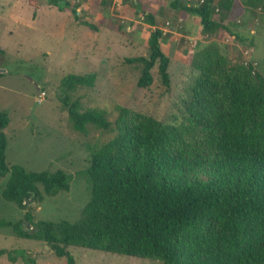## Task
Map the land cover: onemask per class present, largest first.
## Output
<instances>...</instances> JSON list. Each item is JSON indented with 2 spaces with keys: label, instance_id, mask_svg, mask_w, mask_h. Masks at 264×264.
<instances>
[{
  "label": "trees",
  "instance_id": "obj_1",
  "mask_svg": "<svg viewBox=\"0 0 264 264\" xmlns=\"http://www.w3.org/2000/svg\"><path fill=\"white\" fill-rule=\"evenodd\" d=\"M232 2L173 0L171 5L197 16L203 30L213 32L222 27L213 17L215 10H228ZM244 2L251 7L264 4ZM48 3L72 8L76 15L68 0ZM146 19L153 22V15L148 13ZM162 34L159 27L150 32L148 56L127 58L141 64L138 87L152 84L156 63L161 81L169 85L170 58L162 48ZM192 64L198 74L186 111L190 122L203 130L206 154L184 147V127L126 108L110 120L105 112L82 110L79 98L60 96L77 131L92 124L111 134L92 151L82 171L90 196L73 222L34 220L29 200L41 202L43 195L67 191L71 175L63 169L8 166L4 129L9 116L0 111V177L9 174L1 195L25 210L17 221L0 218V228L44 241L56 256L66 258V264H75L68 246L156 258L162 264H264V77L251 63L230 64L215 51ZM95 79V73L69 75L63 84L93 86ZM198 171L207 177L201 178ZM3 254L12 262L20 257L35 264L24 249L2 248Z\"/></svg>",
  "mask_w": 264,
  "mask_h": 264
},
{
  "label": "rangeland",
  "instance_id": "obj_2",
  "mask_svg": "<svg viewBox=\"0 0 264 264\" xmlns=\"http://www.w3.org/2000/svg\"><path fill=\"white\" fill-rule=\"evenodd\" d=\"M36 1L42 7L33 26L27 21L0 24V46L4 48L0 53V111L9 116L4 129L5 162L28 171L63 169L71 179L67 191L43 195L41 202L29 200L34 220L73 222L80 217L90 196L82 171L89 165L92 151L111 137L92 124L84 132L77 131L60 96L71 101L79 98L82 110L105 112L110 120L120 108H126L184 127V147L206 154L203 130L190 122L185 104L198 74L194 59L215 51L230 64L251 63L264 77V4L251 7L245 0H234L228 10H215L213 17L222 27L205 32L196 16L174 9L170 0L162 2L154 21L162 28L161 45L170 58L169 85L161 81L156 63L151 69L152 84L138 87L141 64L127 58L149 54L147 39L154 27L146 26L147 9H140L133 0H68L70 7H76L75 15L72 8ZM21 5L25 14L21 17L28 19L35 6L16 0V15ZM82 21L95 25L97 31ZM89 73L96 75L93 86L68 88L63 84L69 75ZM41 90L46 96L39 102ZM197 175L207 177L205 171ZM8 177H0V218L17 221L25 210L1 195ZM2 248L24 249L35 264H66V258L56 256L44 241L17 237L9 228H0ZM68 250L75 264H162L156 258L79 246H68ZM0 264L27 263L20 257L9 261L3 254Z\"/></svg>",
  "mask_w": 264,
  "mask_h": 264
},
{
  "label": "crops",
  "instance_id": "obj_3",
  "mask_svg": "<svg viewBox=\"0 0 264 264\" xmlns=\"http://www.w3.org/2000/svg\"><path fill=\"white\" fill-rule=\"evenodd\" d=\"M166 1L167 0H164V1H162V0H133V2L136 3V6H138L140 9H147L146 15L148 13H151L153 15V19H152L153 22L148 20L146 26L147 27L151 26V27H154V28L158 27V26H156V23L154 21V16H156L157 12L159 13L160 9L162 8L161 7L162 6L161 3L162 2H166ZM181 1L189 3L188 0H181ZM15 2H16V0H0V19L4 18L3 20L0 21V24L2 23L4 25H6V24H11L12 22H15V21L16 22H21V21L26 22L27 21L29 24H31V22H34L36 20V18L39 16V11H41V7H42V6L40 7L39 3L36 2V5H33L30 2V0H27L28 4L30 6H33V7L35 6V9H34L33 12L31 11L32 15H31V13L29 11V14H28L29 18L26 19L25 17H21L22 16L21 13H23V16L25 15L23 10H22L23 9V5L19 6L20 14L17 11V15H16V13H15L16 11H14ZM172 2H173V0H170V5H171ZM21 3H22V0H21ZM86 4H87V6H89V4L87 2H86ZM82 5H84V4H82ZM53 6H55V5H53ZM171 7H173V6L171 5ZM174 9H177V8H174ZM79 11H80V8L78 9V12ZM140 16H142V14H140ZM193 16H195V15H193ZM198 20H199V18H198ZM160 29L162 30V28H160ZM9 33H11V30L9 31ZM162 33H163V31H162ZM0 47L4 50L3 46H0Z\"/></svg>",
  "mask_w": 264,
  "mask_h": 264
},
{
  "label": "built area",
  "instance_id": "obj_4",
  "mask_svg": "<svg viewBox=\"0 0 264 264\" xmlns=\"http://www.w3.org/2000/svg\"><path fill=\"white\" fill-rule=\"evenodd\" d=\"M45 97V91H40L39 96H38V101L42 102L44 100Z\"/></svg>",
  "mask_w": 264,
  "mask_h": 264
},
{
  "label": "water",
  "instance_id": "obj_5",
  "mask_svg": "<svg viewBox=\"0 0 264 264\" xmlns=\"http://www.w3.org/2000/svg\"><path fill=\"white\" fill-rule=\"evenodd\" d=\"M29 226V224H27Z\"/></svg>",
  "mask_w": 264,
  "mask_h": 264
}]
</instances>
